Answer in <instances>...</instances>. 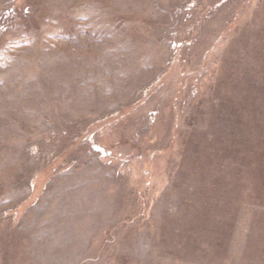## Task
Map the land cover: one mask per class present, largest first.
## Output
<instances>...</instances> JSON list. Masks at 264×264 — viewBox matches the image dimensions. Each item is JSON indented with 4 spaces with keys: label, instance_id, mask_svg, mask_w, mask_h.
Returning <instances> with one entry per match:
<instances>
[{
    "label": "rangeland",
    "instance_id": "rangeland-1",
    "mask_svg": "<svg viewBox=\"0 0 264 264\" xmlns=\"http://www.w3.org/2000/svg\"><path fill=\"white\" fill-rule=\"evenodd\" d=\"M0 264H264V0H0Z\"/></svg>",
    "mask_w": 264,
    "mask_h": 264
}]
</instances>
